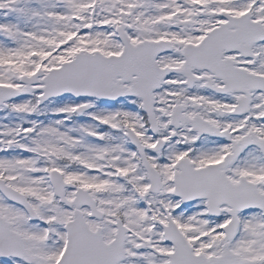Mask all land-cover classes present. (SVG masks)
Returning <instances> with one entry per match:
<instances>
[{"label":"snow or ice","instance_id":"obj_1","mask_svg":"<svg viewBox=\"0 0 264 264\" xmlns=\"http://www.w3.org/2000/svg\"><path fill=\"white\" fill-rule=\"evenodd\" d=\"M0 264H264V0H0Z\"/></svg>","mask_w":264,"mask_h":264}]
</instances>
